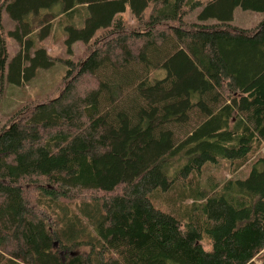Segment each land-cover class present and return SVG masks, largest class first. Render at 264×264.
Listing matches in <instances>:
<instances>
[{"label": "trees", "instance_id": "16d2710c", "mask_svg": "<svg viewBox=\"0 0 264 264\" xmlns=\"http://www.w3.org/2000/svg\"><path fill=\"white\" fill-rule=\"evenodd\" d=\"M56 64L0 129V264L264 263V0H0V104Z\"/></svg>", "mask_w": 264, "mask_h": 264}, {"label": "rangeland", "instance_id": "374dc122", "mask_svg": "<svg viewBox=\"0 0 264 264\" xmlns=\"http://www.w3.org/2000/svg\"><path fill=\"white\" fill-rule=\"evenodd\" d=\"M128 24H132V18L129 14V11L123 15ZM263 18L262 13H255L251 11H243L241 9H236L234 12L233 25L240 27L242 29L252 28L255 25L259 24ZM13 23L7 16L6 12H2V28L3 32H9L13 30ZM64 32L61 29H58L53 36L44 42L39 44V48H42L46 51L49 57L54 59H70L78 60L84 56L85 48L81 43H76L72 47V54H68L64 42ZM8 51L12 56H14L17 51V45L11 40L6 39ZM64 69L62 65L56 64L53 68L49 70H38L35 79L21 86H9L7 88V97L4 98V101L0 104V129L3 128L9 121L13 111L18 109L23 105V103H40L42 101L48 100L56 97L58 91L61 87L59 81L63 77ZM57 85V86H56ZM56 86L55 89H53ZM46 94V95H45ZM216 171V172H215ZM229 168H218L210 170L208 174L216 176V179L228 178L230 177ZM249 168L241 170V174L248 173ZM207 175V171H206ZM239 175V174H238ZM57 246V245H56ZM253 264H264L262 261H254Z\"/></svg>", "mask_w": 264, "mask_h": 264}]
</instances>
